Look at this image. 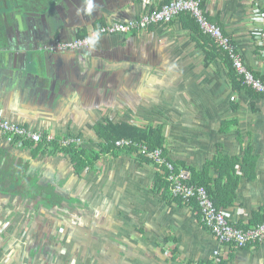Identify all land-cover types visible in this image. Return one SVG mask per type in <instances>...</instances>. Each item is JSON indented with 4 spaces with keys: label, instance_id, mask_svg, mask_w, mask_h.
I'll return each instance as SVG.
<instances>
[{
    "label": "crops",
    "instance_id": "crops-1",
    "mask_svg": "<svg viewBox=\"0 0 264 264\" xmlns=\"http://www.w3.org/2000/svg\"><path fill=\"white\" fill-rule=\"evenodd\" d=\"M165 1L39 0L42 12L0 15V116L56 138L79 136L94 151L100 123L161 125L169 159L196 168L219 154L242 160L250 147L255 175L239 168L227 209L233 224L249 225L264 207V98L234 89L223 57L207 64L210 47L180 18L103 36L87 49H47ZM204 7L264 78L255 37L264 18L254 13H264V0H204ZM0 166L18 179V187L0 185V264H264V242L219 244L194 206L174 200L170 188L155 189L157 165L133 155L105 153L78 173L62 151L0 134Z\"/></svg>",
    "mask_w": 264,
    "mask_h": 264
},
{
    "label": "built area",
    "instance_id": "built-area-1",
    "mask_svg": "<svg viewBox=\"0 0 264 264\" xmlns=\"http://www.w3.org/2000/svg\"><path fill=\"white\" fill-rule=\"evenodd\" d=\"M254 12L258 19L264 18V13L258 7ZM190 14L199 24L201 30L210 36L219 49H221L232 62L234 69L241 77L243 85L254 90L264 98V82L255 76L246 65L242 53L238 50L233 39L228 36L223 28L212 22L200 0H171L155 10H148L135 19L117 21L93 27L86 36L76 37L70 41L57 40L47 47L52 53L74 52L90 48L103 36L119 34H134L145 32L153 26L164 25L177 19L181 14ZM256 40L264 47V30L256 31ZM0 134L9 143L24 144L27 141L40 142L43 134L33 132L29 128L14 123L0 116ZM47 139L52 141L54 135L49 134ZM60 143L64 146L82 145L79 136L62 138ZM116 147H136L137 155L154 160L167 172V180L170 182V191L174 198L181 199L184 204L197 206V212L201 216L205 227L212 233L219 244L232 245L238 249L258 245L264 242V223L249 228H241L231 222L230 213L226 209L218 208L205 187L190 184V172L185 169L177 170L173 161L164 155L162 149H151L144 143H136L133 140L122 139L116 141ZM218 250L215 256H219ZM173 254L170 253L169 257Z\"/></svg>",
    "mask_w": 264,
    "mask_h": 264
},
{
    "label": "trees",
    "instance_id": "trees-1",
    "mask_svg": "<svg viewBox=\"0 0 264 264\" xmlns=\"http://www.w3.org/2000/svg\"><path fill=\"white\" fill-rule=\"evenodd\" d=\"M171 0H166L165 3H169ZM204 6V0H200ZM39 0H0V15L8 14L10 10L18 11L19 8L26 5L32 7L38 4ZM3 6L7 8V12H3ZM15 8V9H14ZM5 11V10H4ZM24 11V10H23ZM22 11V12H23ZM21 12V10H20ZM209 17V16H208ZM181 19L184 27L191 31L194 40L197 42L207 44L210 47L211 53L208 54L206 63H210L214 58L223 57L226 60L227 68L229 69L230 78L233 81L234 89H246L253 96L260 95L254 90L247 88L243 85L241 77L237 74L233 67L232 62L229 60L228 56L218 48L214 40L206 35L200 28L199 24L191 17L190 14L183 13L177 19ZM210 19V18H209ZM176 20V19H175ZM173 20V21H175ZM172 21V22H173ZM171 23V22H170ZM168 23V24H170ZM100 25V24H99ZM102 25V24H101ZM156 27V26H153ZM151 27V28H153ZM84 31L78 37L86 36ZM256 77L261 78L264 82V78L260 74L255 73ZM262 97V95H260ZM227 124L224 123V126ZM96 133L102 140L101 149L99 151L87 150L82 145H69L64 146L60 143L61 138H56L52 141L47 139L49 134L43 133V138L40 142L27 141L24 145H36L37 148L46 146L47 148L53 149L54 151H62L64 154L68 155L74 165L75 170L80 173L86 169H94L96 163L101 159L105 153H114L115 155L120 153H127L129 155L135 156L140 162L154 163L159 168L158 176L156 177L155 189H163L168 191L171 184L167 180V172L164 167H160L154 160L144 157L137 153L136 147H126L118 148L116 147V141L122 139L133 140L136 143H144L148 145L151 149H162L164 155L169 158L168 150L165 147L166 140L164 135V130L161 125L153 127H139L128 122L114 123L112 121H107L105 123H100L96 127ZM172 161V160H171ZM254 156L251 153V148L245 150L242 160L239 157H232L223 154H219L213 160L208 161L204 164L202 168H196L193 166H188L185 162L178 161L173 163L177 170L185 169L190 172L191 180L190 184L196 186L205 187L208 193L213 198L215 205L221 209H229L235 204L237 198V191L242 180V176L239 173V168L245 170L246 168L253 167V173L249 176L252 179L255 175L254 173ZM216 175V176H215ZM15 181L18 187V179L16 174L12 175L11 171L8 172L1 169L0 166V185L6 186L10 181ZM36 195V194H35ZM166 197V196H165ZM174 200L182 202L181 199L174 198ZM183 203V202H182ZM196 211H198L197 206L193 204ZM198 213V212H197ZM203 223V222H202ZM264 223V207L258 212L254 213L253 219L249 222V225L240 224L238 227L249 228L252 226H257L258 224ZM204 225V223H203ZM205 226V225H204Z\"/></svg>",
    "mask_w": 264,
    "mask_h": 264
},
{
    "label": "rangeland",
    "instance_id": "rangeland-1",
    "mask_svg": "<svg viewBox=\"0 0 264 264\" xmlns=\"http://www.w3.org/2000/svg\"><path fill=\"white\" fill-rule=\"evenodd\" d=\"M45 6V4H35L34 6H32L31 8H30V6H26L27 8H26V11L24 10V12H36V13H38V12H42L41 11V9L43 8ZM3 9L5 10H2V11H4V12H7V8L5 7V6H3ZM15 9V8H14ZM254 12H256V9L254 8ZM1 13V12H0ZM82 139V138H81ZM84 143H85V141H83V139H82V145H84Z\"/></svg>",
    "mask_w": 264,
    "mask_h": 264
},
{
    "label": "flooded vegetation",
    "instance_id": "flooded-vegetation-1",
    "mask_svg": "<svg viewBox=\"0 0 264 264\" xmlns=\"http://www.w3.org/2000/svg\"><path fill=\"white\" fill-rule=\"evenodd\" d=\"M25 2H26V0H25ZM24 4H25V5H24L23 7H21V8H19V10H18V11H20V10H21V11H23V10H25V11H26V8H27L26 6H27V5H26V3H24Z\"/></svg>",
    "mask_w": 264,
    "mask_h": 264
}]
</instances>
